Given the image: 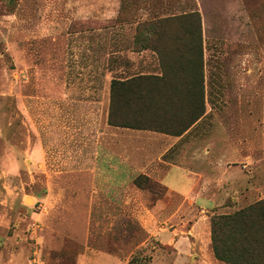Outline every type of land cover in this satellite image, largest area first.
I'll list each match as a JSON object with an SVG mask.
<instances>
[{
  "label": "rangeland",
  "instance_id": "obj_1",
  "mask_svg": "<svg viewBox=\"0 0 264 264\" xmlns=\"http://www.w3.org/2000/svg\"><path fill=\"white\" fill-rule=\"evenodd\" d=\"M105 8L102 0H0V264H174L173 248L141 228L137 215L147 211L100 192L118 185L100 156L101 140L118 136L107 123L110 82L137 73L143 51L160 60L166 80L148 87V112L127 105L118 117L179 133L197 111L199 94L187 87L199 89L201 51L200 122L207 139L223 141L222 174L232 167L264 187V0ZM148 179L137 187L127 178L121 189L132 201H141L133 187L148 202L163 198L165 188ZM257 196H227L209 221L264 192ZM188 212L190 222L199 215Z\"/></svg>",
  "mask_w": 264,
  "mask_h": 264
},
{
  "label": "crops",
  "instance_id": "obj_2",
  "mask_svg": "<svg viewBox=\"0 0 264 264\" xmlns=\"http://www.w3.org/2000/svg\"><path fill=\"white\" fill-rule=\"evenodd\" d=\"M102 2L109 14L114 13L116 0ZM134 60L138 72L133 76H164L160 60L146 51ZM112 128L118 130V136L101 140L100 156L102 165L118 179V185L102 188L100 192L106 196L117 194L118 204L128 209L147 211L137 215L141 228L148 239L173 248L174 264H221L211 247L208 210L223 204L227 196H231L232 201H246L262 194L264 187L255 185L251 175L229 169L232 167L222 174L223 141L216 137L207 139L200 119L181 134ZM141 175L159 182L166 195L148 202L145 200L147 194L133 187L129 189L130 193L140 196L141 201L126 197V190L121 189L122 180ZM242 192L246 194L244 198ZM173 198L177 199L175 203ZM91 199L92 207L94 191ZM190 209L199 211L192 222L189 220ZM174 211L181 212L175 214Z\"/></svg>",
  "mask_w": 264,
  "mask_h": 264
},
{
  "label": "trees",
  "instance_id": "obj_3",
  "mask_svg": "<svg viewBox=\"0 0 264 264\" xmlns=\"http://www.w3.org/2000/svg\"><path fill=\"white\" fill-rule=\"evenodd\" d=\"M201 51L197 70L198 91L196 85H188V93L194 91L199 95L192 96L198 102L197 111L186 126L177 134L184 132L197 122L205 113L203 92V72ZM163 77L132 76L127 79H112L110 82V106L107 116L109 126L117 128L141 129L140 120L127 121L125 116L118 117L120 107L137 106L138 115L142 110L149 111V102L153 99L150 89L152 82H163ZM147 89V91H143ZM173 89V87H172ZM171 89V90H172ZM162 96L159 98H163ZM194 105V104H193ZM137 115V116H138ZM136 117V114H135ZM139 178L149 181L148 177L138 176L134 183L140 186ZM211 247L214 257L223 264H264V199L231 214L213 215L210 217ZM134 264V263H133Z\"/></svg>",
  "mask_w": 264,
  "mask_h": 264
}]
</instances>
